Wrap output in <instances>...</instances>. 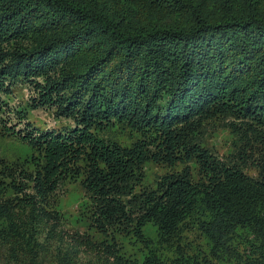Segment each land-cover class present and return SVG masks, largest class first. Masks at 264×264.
I'll list each match as a JSON object with an SVG mask.
<instances>
[{"label": "trees", "instance_id": "trees-1", "mask_svg": "<svg viewBox=\"0 0 264 264\" xmlns=\"http://www.w3.org/2000/svg\"><path fill=\"white\" fill-rule=\"evenodd\" d=\"M7 81L74 125L25 114L31 151L0 159V264H139L132 238L141 264H264V0H0ZM70 184L87 229L62 225Z\"/></svg>", "mask_w": 264, "mask_h": 264}, {"label": "rangeland", "instance_id": "rangeland-1", "mask_svg": "<svg viewBox=\"0 0 264 264\" xmlns=\"http://www.w3.org/2000/svg\"><path fill=\"white\" fill-rule=\"evenodd\" d=\"M23 84V83H22ZM33 84L24 83L19 85L17 83L5 82L4 89H8L9 93L5 90H0V159L7 158L12 160L18 154L28 153L31 151L30 147L23 140L21 135H27L32 129L28 124L27 118L37 128L36 132L51 131L63 128L64 125H74V121L63 117H57L51 105L39 106L37 108H27V104H32V98L36 95L34 92ZM25 114H28L26 117ZM6 129L8 135L2 136V130ZM16 130L14 135L10 133ZM21 132V134H19ZM120 139L127 141L129 144L132 138L128 134L120 136ZM230 133L228 130L219 129L211 137L208 138L210 145H213L221 154L228 153L230 144ZM25 155V154H24ZM166 171L162 166L149 163L148 164V179L145 183H151L156 175ZM69 188V190H67ZM57 210L63 216V227L69 231H75L79 228L87 229V222L80 215L79 206H85L87 203L86 197L78 185L70 184L64 189L59 191L55 197ZM90 232H93L90 230ZM157 227L151 222L144 227L145 235L155 240ZM193 240V239H192ZM124 251L127 256L132 258L138 257L139 264L143 259V253H146L145 245L132 239H122ZM199 240L193 241V245H197ZM202 241H200L202 245Z\"/></svg>", "mask_w": 264, "mask_h": 264}]
</instances>
